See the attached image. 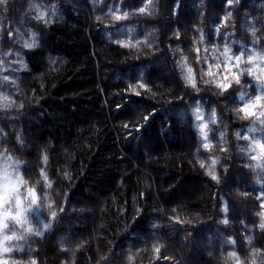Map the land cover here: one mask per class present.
Listing matches in <instances>:
<instances>
[{"label": "clouds", "instance_id": "1", "mask_svg": "<svg viewBox=\"0 0 264 264\" xmlns=\"http://www.w3.org/2000/svg\"><path fill=\"white\" fill-rule=\"evenodd\" d=\"M0 264H264V0H0Z\"/></svg>", "mask_w": 264, "mask_h": 264}, {"label": "trees", "instance_id": "2", "mask_svg": "<svg viewBox=\"0 0 264 264\" xmlns=\"http://www.w3.org/2000/svg\"><path fill=\"white\" fill-rule=\"evenodd\" d=\"M81 79L87 80L88 76L85 75L81 77ZM89 85L87 83H84L80 85L81 89L87 88ZM97 158L93 157V161H95ZM135 175V174H134ZM125 185L126 189L123 191V193H117L118 200L116 202V205L112 208H109L108 212L102 217L105 221H107L109 227L115 231L117 227H119V220L116 215V210L119 209L121 206H125L127 208V211L130 213L132 211V197L137 195V187L134 183L133 177L129 176L125 179ZM160 182L157 180L156 182V190L159 191ZM176 193H174L173 198H175ZM145 197L149 202L153 199L152 193H145ZM193 207H197V205H193ZM98 219H101V217L98 215L96 218L93 219L92 223H96ZM119 219H123V217H120ZM139 226V225H138ZM103 243V241H101Z\"/></svg>", "mask_w": 264, "mask_h": 264}]
</instances>
